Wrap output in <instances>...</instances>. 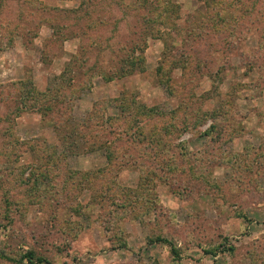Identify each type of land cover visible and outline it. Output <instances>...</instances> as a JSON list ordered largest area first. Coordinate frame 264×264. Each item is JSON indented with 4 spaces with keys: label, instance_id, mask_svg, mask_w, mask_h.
Segmentation results:
<instances>
[{
    "label": "rangeland",
    "instance_id": "374dc122",
    "mask_svg": "<svg viewBox=\"0 0 264 264\" xmlns=\"http://www.w3.org/2000/svg\"><path fill=\"white\" fill-rule=\"evenodd\" d=\"M165 11L167 25L157 30L168 39L147 33L154 37L143 69L110 82L99 77L114 74L132 47V24ZM188 32L198 37L181 45L179 35ZM172 38L177 50L168 62ZM73 55L79 69L62 78ZM186 59L185 68L172 64ZM162 62L165 84L156 72ZM22 82L44 97L28 96L27 111L0 124L21 142L13 147L0 137V154L14 152L7 164L0 157V264H29L22 260L28 250L49 264H264V0H2L0 118L7 108L14 112ZM78 91L75 123L102 101L131 94L156 115L142 116L140 125L127 117L120 126L141 127L149 139L131 151L113 137V163L96 149L71 155L60 168L37 147L27 149L24 143L35 141L60 145L31 107ZM106 113L117 116L116 109ZM171 118L176 130L164 137ZM126 150L133 156L123 160ZM37 172L51 177L53 189L40 193L26 183ZM79 172L88 180L65 184ZM158 237L172 241L179 257L154 243Z\"/></svg>",
    "mask_w": 264,
    "mask_h": 264
},
{
    "label": "trees",
    "instance_id": "16d2710c",
    "mask_svg": "<svg viewBox=\"0 0 264 264\" xmlns=\"http://www.w3.org/2000/svg\"><path fill=\"white\" fill-rule=\"evenodd\" d=\"M1 2L2 0H0V4ZM154 7L155 6L151 5L152 10L157 12L156 8ZM175 12L177 11L175 10ZM167 15L168 14L165 11L164 15L159 14L156 17L155 16H152L151 18L144 17L141 20L139 19L136 20V23L132 24L133 29L135 30L130 33V38L133 41L132 47L127 49L126 52L122 53V56L118 58L117 63L119 65H118L117 70H115L114 74L112 73V75L106 76L104 72H101L99 77H101L106 82H110L114 78H123V77H126L129 73H135L136 71H141L144 67V50L146 49L147 39L148 37H152V36L154 37V34H147V33H149L151 30H154V32H158L157 30L158 25L163 26V27L167 25V20H166ZM156 34L164 38H167V39L169 36V34L165 31H163L162 33L158 32ZM179 36L183 38V41H181L182 42L181 45H183L187 39H190V38L194 39L197 35L195 36L194 34H192V32H188L187 34L181 33ZM174 39L175 38H172L171 43L167 42V44H165V54L163 55L164 57L163 59L168 60V62H170L169 60L170 56L174 55V53L177 50V49H174L175 48ZM186 55L187 54H185V56ZM74 56L75 55L71 56L72 60L68 62L63 73L61 74L62 78L68 72L72 71L73 73V71H76V69H79V66H78L79 59ZM186 61L187 59L185 61L184 60L178 61L179 63L177 61H176L177 63L172 62V64L174 67L185 68V64L187 63ZM195 65H197L195 67L196 68L198 67V70H200L202 67V64L200 61H198V64H195ZM156 72H157V77L159 78V81L162 82V78L165 77L163 62L161 63V65H159ZM162 84H165V83L162 82ZM21 86L22 87L18 89V94L16 98L17 106L15 109H13L14 112H11V110L7 108L5 110L6 113L3 116L4 118L3 117L0 118L1 125L11 124V123L14 124L15 120L21 115V113L24 111H27V107H25L24 105H26V101H27L26 99L28 96L40 95L41 100H43L44 94L35 90L33 85H32L33 89L29 91L25 90L24 82L21 83ZM166 87H169L170 91L174 90V87L171 85L168 86L166 84ZM79 94H80V91H78L75 94H72L71 96L63 95L62 98L60 97L58 98V96L56 95L49 96L47 99L44 100L45 101L44 103L42 101V104L40 106L31 107V109H34V111L40 115L43 121L44 120L48 121V123L51 125L50 127L53 129V131L56 132L60 145H59V148L57 146H47V147L42 148L40 147L41 142L35 141L34 144L30 143L29 146L27 145V143H24L28 147L27 149L33 150L35 147H37L38 150L36 154H40L41 157L45 156L47 161L49 159L54 160V164H55L54 166L60 168L61 165L62 167H64L65 165L64 162L67 161V159L71 155L79 154L80 151L82 153H84L83 151H85V153H88V152L91 153V152L96 151V149L105 151L107 154V157H106L107 161L109 163H113V161H115L116 154L118 151L117 148L114 149L112 148V146H110L112 144L111 138L113 137H115L114 139H116L117 142H119L120 144L124 142H129L131 144V147H129L128 149H130L131 151H134V149L138 147L142 148L140 147V145H142L144 141H147L149 139L147 138V136L143 137V133H142L143 131L141 127H138L132 130L131 129L132 126L130 127L120 126L121 125L120 121L122 120L126 123L127 117H131L132 119L136 117L134 119V123L140 125V119L142 116L151 117L152 115H156L153 108H149L141 103H137L131 94L129 95L122 94L119 96V98L102 101L99 104V109H97L96 108L97 106L95 105L94 110H92L91 113L87 115V117H85V119L82 122L75 123V121H73L72 112H73L74 103L79 98ZM190 97L191 98H188V102L190 103V105L185 106V109H183L184 112H188V111L190 112L193 109L191 107V103L195 96L190 95ZM27 104L29 105L28 102ZM110 109H116L117 116H120V118L117 119V116H112V117L106 116L107 110H110ZM157 112L159 116H164V114H169L166 111H162V110H158ZM189 112L185 114L187 116H190L191 114ZM194 112L197 114L198 109L195 110ZM215 113L216 111L213 112L214 115ZM197 116H204V114H199ZM111 121H113L114 123L115 121H117L116 126H118V129L116 131L115 129L109 126ZM114 123H111V124H114ZM161 130H163L164 137L169 136L170 134L173 133L174 130H176L175 125L173 124L172 118L170 120V124L164 125ZM100 135L104 136L106 141L102 142L99 138ZM0 137H6V141H5L6 145H11L13 147H15L16 145V147L18 148L21 146V142H19L16 139V137L13 135L9 127L2 129V133ZM156 142L157 143H153V141L151 140L150 142H148L147 145L150 148L154 144L155 146L154 149H156L159 146L158 145L159 139H157ZM57 151H60L58 154V157H57V153H58ZM124 153L125 155H123V160L124 158L133 156V155L130 156L128 150L124 151ZM13 156H14V152H10L7 150L3 151L2 154H0V157L3 158V161L5 164L9 163V158L11 157L13 158ZM56 157L58 158L59 161L56 160L57 159ZM142 157H144V154L142 153H139L137 156L138 159ZM60 171L62 172V169ZM76 174L66 175L65 184H68V183L71 184L75 179H78L82 182L88 180L87 178L88 173L79 172ZM50 180H51V177L49 175L45 178L42 172H37V175L32 174L31 178H28L26 183H31L33 186L37 188V191L42 193V192L47 191L48 188L53 189L51 186L52 181ZM63 190H66V189L62 188V192ZM53 191L58 192V189L54 188ZM157 242L166 244L169 247L171 254L174 257H179L180 251L172 241L164 237H158L154 240V243H157ZM221 247H223V245L216 246L215 248L217 250L218 249L221 250L220 252L226 251L225 249L224 250L221 249ZM227 249L228 251H230L232 248L228 247ZM211 253H212V250L204 251V254H211ZM2 257L4 258V256ZM22 260H24L25 262L29 264H49L46 258L38 256L33 251H29V250L26 251L25 254L22 256Z\"/></svg>",
    "mask_w": 264,
    "mask_h": 264
}]
</instances>
